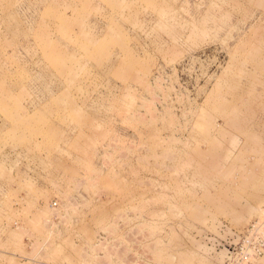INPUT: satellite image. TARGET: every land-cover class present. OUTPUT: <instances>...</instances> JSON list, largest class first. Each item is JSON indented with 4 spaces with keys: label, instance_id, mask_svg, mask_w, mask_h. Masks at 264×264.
Segmentation results:
<instances>
[{
    "label": "rangeland",
    "instance_id": "374dc122",
    "mask_svg": "<svg viewBox=\"0 0 264 264\" xmlns=\"http://www.w3.org/2000/svg\"><path fill=\"white\" fill-rule=\"evenodd\" d=\"M0 264H264V0H0Z\"/></svg>",
    "mask_w": 264,
    "mask_h": 264
}]
</instances>
